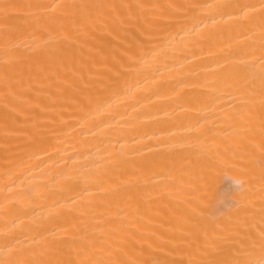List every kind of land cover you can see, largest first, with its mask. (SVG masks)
<instances>
[{
    "label": "bare ground",
    "instance_id": "bare-ground-1",
    "mask_svg": "<svg viewBox=\"0 0 264 264\" xmlns=\"http://www.w3.org/2000/svg\"><path fill=\"white\" fill-rule=\"evenodd\" d=\"M0 264H264V0H0Z\"/></svg>",
    "mask_w": 264,
    "mask_h": 264
}]
</instances>
